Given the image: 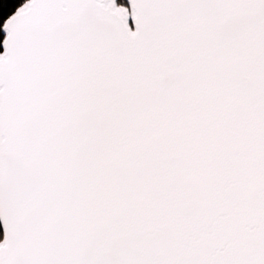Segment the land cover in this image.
Returning a JSON list of instances; mask_svg holds the SVG:
<instances>
[{"label": "snow or ice", "instance_id": "obj_1", "mask_svg": "<svg viewBox=\"0 0 264 264\" xmlns=\"http://www.w3.org/2000/svg\"><path fill=\"white\" fill-rule=\"evenodd\" d=\"M0 264H264V0H0Z\"/></svg>", "mask_w": 264, "mask_h": 264}, {"label": "trees", "instance_id": "obj_2", "mask_svg": "<svg viewBox=\"0 0 264 264\" xmlns=\"http://www.w3.org/2000/svg\"><path fill=\"white\" fill-rule=\"evenodd\" d=\"M3 39V35H2V33H0V40H2ZM0 51H1V48H0Z\"/></svg>", "mask_w": 264, "mask_h": 264}, {"label": "water", "instance_id": "obj_3", "mask_svg": "<svg viewBox=\"0 0 264 264\" xmlns=\"http://www.w3.org/2000/svg\"><path fill=\"white\" fill-rule=\"evenodd\" d=\"M1 51H2V48H1Z\"/></svg>", "mask_w": 264, "mask_h": 264}]
</instances>
